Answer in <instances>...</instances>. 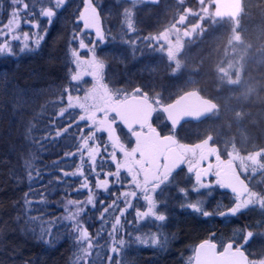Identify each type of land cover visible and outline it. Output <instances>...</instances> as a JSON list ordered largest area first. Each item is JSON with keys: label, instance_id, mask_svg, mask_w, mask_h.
Instances as JSON below:
<instances>
[{"label": "rangeland", "instance_id": "rangeland-1", "mask_svg": "<svg viewBox=\"0 0 264 264\" xmlns=\"http://www.w3.org/2000/svg\"><path fill=\"white\" fill-rule=\"evenodd\" d=\"M181 1L158 0V3L149 1L148 4L138 1L132 5L131 1L125 0H94L101 14V24L106 37L105 42L97 46L99 49L97 55L107 64V76L111 84L113 86L119 84L120 90L126 93L135 87H140L151 98L158 99L163 104L169 103L184 91L198 89L215 100L219 108L212 117L199 124H184L177 134L182 140L192 142L201 138L209 139L210 144L217 145L219 154L225 156L227 162L240 161V171L251 176L253 168L246 170L241 159H257L258 154L264 156V148L263 151L256 148L259 141L264 147V50H260L261 43L264 42V15L261 10L264 0H243L241 14L233 18L222 16V14L215 16L211 13H201L200 17L196 15L197 19L191 14L178 17L177 4L180 5ZM203 1L200 0V2ZM82 8V0H66L62 8L58 10L51 26H48L46 18L40 19L41 29L47 27V33L41 32L44 34V40L38 49L22 56V60L25 61L23 68L26 70L28 81L23 83L19 78L17 79L20 85L24 84L22 92L27 91L28 98L30 97L27 98V102L29 101L32 109L29 108L26 117H19L22 125L20 131H15L16 137L25 136L28 127L34 125V116L50 110L51 104L47 103H50L51 99L56 96L51 102L57 100L61 89L65 87L67 79L56 84L53 76L60 75L57 70L61 69V62L67 64L68 68L72 67L69 63L70 48L78 47V42L72 44L69 42L72 40V31H79L81 28L76 17ZM125 9L133 11L134 31H128L126 28ZM166 27L190 30L189 38L183 40L185 50L181 56V62L185 63L189 69L180 64L172 69L168 68L165 55L168 49H166L167 44L169 45L166 40L170 35V30H164ZM85 33L83 38L89 42L94 33ZM148 34L155 37L154 42L141 39ZM133 41H135L134 44ZM14 47L17 50L19 45H14ZM234 51L239 52V58L242 57L241 52H246V56L244 60H239L236 75L228 78L226 71L227 67L231 66L232 60L227 61L226 56ZM37 59L38 62L35 64L37 68L26 66ZM175 61L180 62L178 58ZM67 76H69L68 71ZM29 78H34V80L29 82ZM39 83H44V85ZM90 83L91 81H87L86 85L81 84V86L87 87ZM14 84L16 83L13 82L11 89L9 88L10 92H15L17 95L22 94L19 89H15ZM53 94L56 96L51 97ZM38 97L44 101V109L37 107L40 106L38 103L41 101ZM25 99L20 96L18 101L25 103ZM246 105L254 108L248 109ZM54 113L49 112V124L55 117ZM21 118H26L24 121L29 125L24 124ZM157 119V125L161 131L168 128L166 122L159 120L160 117ZM249 121L254 124L252 129L249 127ZM44 131L39 129L38 135L45 137L47 134ZM117 131L128 144L127 140H130V136L127 130L118 127ZM47 144L57 143L55 141L51 144L47 141ZM254 172L262 173L259 169ZM56 176L57 174L43 176L45 177L43 185L47 186L48 181L55 180ZM192 180V177L180 173L159 197L164 205L159 210L169 217L167 223L159 228V231L167 237V244L163 248L155 247L161 251V254L174 256L179 250L177 256L184 255L185 264H189L190 257L194 256V250L201 241L212 240L219 250H222L221 246L228 242H234V246L243 244V236L247 231H252L254 236L245 248L253 253L264 251V225L261 226V223H264V209L250 206L248 212L244 210L236 216L221 217L219 212L226 211L234 203L233 196L215 184H213L214 187L200 189L198 192L191 191L188 196L179 194L181 186V188L193 189L195 184ZM52 188V193L59 192V187ZM177 188L179 189L176 190ZM61 195L62 193H59L58 196H54L57 197L58 206L63 205ZM196 200H202L204 209L214 214L204 217L181 207L182 204ZM60 201L62 202L58 204ZM58 211L64 214V209L61 208ZM1 215L0 244L5 245L10 238L9 232L13 234L14 229L11 227L13 230H10V222L4 219V212H1ZM171 219L173 221L170 222ZM181 223L195 234L193 239L189 241L175 239L173 231ZM136 229L138 231L133 233L137 235L158 230L157 224L152 220L139 221ZM128 233L131 234V228L128 229ZM171 242L173 246H170ZM76 247L75 240L72 238L70 247L72 251L67 254L69 257L67 261L65 260V264H70L69 260L75 257ZM153 249L154 247L133 244L121 255L124 257L123 264L139 258L146 262L147 258L156 256V254H151ZM164 260L162 259L160 263L169 262Z\"/></svg>", "mask_w": 264, "mask_h": 264}, {"label": "snow or ice", "instance_id": "snow-or-ice-1", "mask_svg": "<svg viewBox=\"0 0 264 264\" xmlns=\"http://www.w3.org/2000/svg\"><path fill=\"white\" fill-rule=\"evenodd\" d=\"M3 2L4 0H0V7ZM65 2L66 0H8L10 18L0 27V56L16 55V42L19 43V53L38 49L44 40L41 32L47 33V27L41 29L40 19L46 18L48 26H51ZM82 2L83 8L79 10L76 20L78 23L82 22L83 28L75 31L69 42H78V47L70 48L69 63L72 67L69 68V82L61 89L54 102L64 106L59 108L46 127L48 134L40 139L54 142L56 138L68 137L69 146L74 147L75 151L65 152L64 158L79 157L75 169L65 171L60 168L61 175L56 176L55 180H49L45 191L50 195L53 184H63L66 193L72 190L79 194L87 190V196L84 200L62 198L64 214L61 216L44 219L47 212L37 216L30 215V212L39 210L35 205L46 208L50 201L42 192L31 191V184L41 178V170H34L32 163L25 161L30 191L24 194L23 212L25 224L33 225L28 231L37 240L52 244L59 237V227L64 226L74 236L77 246L71 264H121L118 257L133 244L163 248L167 244V237L159 228L167 217L159 210L164 206L159 197L171 183L174 171L184 164L187 165V172L195 177L193 189H179L184 196H188L191 191L211 188L213 185L205 182V178L209 176L215 177V185L220 189L231 191L234 203L226 211L219 212L221 217L236 216L250 206L264 209V189L257 188L258 184L264 183V179L252 183L251 179H247V173L246 178L241 179L234 169L218 157L213 159L203 151L197 153L191 147L180 144L172 135L162 136L152 124L154 114L158 111L167 114V119L173 126L175 120L167 108L160 106L158 99L150 98L147 92L142 93L139 88L129 94L109 86L105 81V61L96 52L97 46L106 39L101 14L94 0ZM132 2L136 3L138 0ZM152 2L158 3V0ZM124 15L127 30L134 31L131 10L125 9ZM22 24L29 25L36 31L21 33L19 29ZM85 30H94L95 39L86 43L83 38ZM141 39L146 42L155 41L152 36ZM81 50H86L87 54L82 55ZM86 77L91 78V87H81L82 83H86ZM74 92H83V95H73ZM65 118L68 119V126H58V122ZM81 124L83 127H80ZM118 125L124 126L134 138V146L129 147L124 142L117 132ZM73 128L76 129L75 132L72 131ZM52 129H55L54 136ZM27 131L30 134L32 127L29 126ZM102 134L107 135L106 141L101 138ZM61 163L62 160L55 161L52 167L58 168ZM111 165H114V171H105L106 166ZM252 175L255 176L256 173L253 172ZM70 178L80 179L77 187L73 188L69 183ZM110 185L119 186L123 190L113 194L114 198L107 206H104V201H99L103 207L99 215L101 226L93 235L86 226L85 217L91 220L88 211L96 209L98 200L95 190L110 192ZM37 194L40 195L39 200L29 198L30 195ZM121 204L123 207H120ZM181 207L204 217L214 214L204 209L202 200L182 204ZM129 209L135 210L133 220L126 217ZM20 218L17 217V220ZM146 220L158 222V230L135 237L125 233L126 226ZM54 228L57 229L56 232H53ZM105 233L107 240L101 245L99 242L105 238ZM253 236L252 231H247L243 236V244L234 246V242H228L221 246L222 250H218L216 243L204 240L195 249L189 264L192 261L194 264H264V251L253 253L245 248Z\"/></svg>", "mask_w": 264, "mask_h": 264}, {"label": "trees", "instance_id": "trees-1", "mask_svg": "<svg viewBox=\"0 0 264 264\" xmlns=\"http://www.w3.org/2000/svg\"><path fill=\"white\" fill-rule=\"evenodd\" d=\"M227 1L228 0H208L205 2V0H204L203 2H200V0H182L180 5L177 4V6H178L177 11L179 14L178 16H180V15L189 16L191 14L192 16H194L195 19H197L196 15H199V17H200L201 13H211L212 15L214 14L215 16H217L218 14H220L221 12H223L225 10V6L227 5ZM3 5L5 6L6 12L4 15H0V22H2V23H0V27H3V24L7 23V21L10 18V16H9L10 8L8 5V0H4ZM261 10H262V13L264 15V6L261 8ZM22 19H23V17H22ZM194 25H196V23H194ZM26 27H28L30 29L29 25L22 24L19 31L21 33L26 31L25 30ZM29 29H27V31L29 33H32L31 30H29ZM74 32L75 31L73 30L72 33H74ZM169 38L175 39V41L178 39L175 30H171V36H169ZM0 42H2V41H0ZM260 50H264V42L261 43ZM240 54L242 55L241 58H239V52L238 51H234L233 53L231 52V53L227 54V56H226L228 58L227 61L232 60L231 66H228L227 71H226L227 72L226 76L228 78H232L236 75L239 60L245 59L246 52H244V53L241 52ZM0 57H2V59H0V65H2V63L11 61L10 58H8V55H2ZM16 57H17V59L22 58L20 53H18ZM11 59L13 61H15L14 57H12ZM179 61L180 62L171 61V63L169 64V67H172V66L176 67V66H178V64H180L183 67L189 69L185 65V63H182L181 60H179ZM35 62L37 63L38 59ZM66 65L67 64H65V66ZM37 67L38 66H35V68H37ZM68 67L69 66L67 65V71L69 73ZM12 75L14 76L15 74H12ZM16 78L17 77L14 76L13 79H16ZM65 79H67L66 84H65V86H67L68 82H69V76L66 75ZM32 80H34V78H31V81ZM15 83L17 84V85L16 84L13 85V86H16L15 89H19V90L23 89L24 84L20 85L18 80H15ZM55 83L59 84L60 82H58V83L55 82ZM80 93L74 92L73 95H80ZM54 96H56V94H53L51 97H54ZM56 97L52 98L51 101L54 100ZM65 98H66V96H65ZM51 101H50V103H47V104H51V107H50V110H48L46 112V114H49L50 111H53V112H55L54 114L56 115V113L59 111V108L64 106V105L54 103L56 100L53 103ZM65 101H66V99H65ZM46 107L48 108L47 105H46ZM43 116H45V115L42 113H39L38 116H34V119H33L34 125H32V132L30 134L29 133L27 134V132H28L27 131L28 129H27L24 137L20 135V137H21L20 139H22L24 141V144H23V147L21 150L22 158L25 159V161H30L34 165L33 166L34 170L36 169L35 165H37L38 169H40V170L43 169V171L45 172L44 175H41L40 179H38L35 183H32L34 185L43 184L44 183L43 180L45 179V177H43V176H50L52 174H57V176L61 175V173L59 171L60 168H63L65 171H73L75 169V165L77 163H79V157H76L74 159L73 158H64L65 152L75 151L74 147L69 146V138L68 137L56 138L55 141L57 144H52L53 141L47 140L52 145L47 144L46 140L40 139L41 136L38 135L39 129L45 130L46 127L49 125V121L45 122L43 120ZM58 126L67 127L68 126V119L65 118V119L59 121ZM80 127H83V124H81ZM72 131L75 132L76 129L73 128ZM54 132H55V129H52V135L53 136H54ZM44 133L48 134L46 131H44ZM7 137L9 138V141L11 142V141L16 139V134L12 135V136L7 135ZM101 138L107 139V138L102 137V136H101ZM0 141L5 142V143H9L2 136H0ZM2 160H4V159L1 156L0 161H2ZM61 160H62V163L59 165L58 168L52 167L53 162L61 161ZM1 169L2 168H1V163H0V170ZM257 169H260V167H258ZM22 174H24V176H23L21 181H14V179H16V178H13V180H11L12 188H10L11 186L7 187L5 185V179L3 176L0 177V216L2 217L1 212H4V213L10 212L13 214V216H11V217L4 216V219L6 220V222L8 220L10 222V224H9L10 230L14 229L13 234L11 232H9L10 238H9L8 243L10 242V240L12 238L13 239L16 238L17 240H19L18 244H12V245H10L9 248H7L8 253H0V257L2 258L0 261V264H41L34 259L36 254H38V255L41 254L42 256H44L47 259V261L51 262L52 261L51 254L56 252V250H55L56 246H53V245H58L59 243L62 242V240L58 237V239L55 241V243L45 244L43 241L37 240L36 237L30 231H28L29 228L33 227V225H31V224L26 225L25 220H23V221L17 220L18 215H21V214L23 215V213H24L23 212V208H24L23 198H24V194L26 193L25 188H26V186H28V184H30V182L28 181V178H27V171L26 170L22 171ZM33 175H35V171H33ZM17 176H18V174H17ZM255 177H256L255 178L256 181H261L262 179H264V169H263L262 173L256 174ZM101 178H102V176H101ZM69 183H71L73 185V188H75L80 183V179L77 178L75 180H72L70 178ZM55 186L59 187L60 189H59V192L54 191L52 193V190H53V188H52V190H51L52 195L51 194L49 195L48 191H45L46 186L43 187V189L45 191L44 195L49 198L50 203H48L46 208L44 206L35 205L34 207L38 208L39 210L30 212L29 213L30 215L37 216V215H41V214L47 212L48 215H45L44 219H52L54 216L58 217V216L63 215V214H60L59 211H58L59 213L57 212V210L61 209L60 207H62V209H64L63 205L61 204L60 207L57 206V204H56L57 203V199H56L57 197H54L55 195L58 196L59 193H62L61 199L62 198H71V199L84 200L87 196V190H85L86 192H82L79 194H77L76 192H75V194H72L73 193L72 190H69L67 193L65 192L63 184H60L59 186H57L56 184L52 185V187H55ZM93 188H94V184H93ZM261 188L264 189V183L258 184V190ZM95 191H97V200H98V204H99V201L103 200V196H102L103 190H95ZM29 198L32 200H39L40 195H38L37 197L30 195ZM59 199H60V196H59ZM62 201L58 202V204H60ZM57 207H59V208H57ZM120 207H123V204H121ZM94 210L88 211V216L92 217L91 220H88V218L85 217V220L87 221L86 226L88 227L89 232H91L92 230L99 229L101 226V221L99 219V215H100L101 210H99V211H94ZM134 211H135L134 209H129L128 213L126 214V217L128 220L134 219V217H135ZM92 221H93V225H91ZM16 224H18V225L16 226ZM1 226H2V223L0 222V227ZM11 227L13 229H11ZM190 227L193 228V226H190ZM56 231H57V229L54 228L53 232H56ZM58 231H66V230H65L64 226H60ZM124 231H125V233H128V227L127 226L124 229ZM106 234L107 233H105V235ZM189 234H192L191 230L189 231ZM72 238H74L73 235H72ZM125 238H126V235H125ZM106 240H107V237L105 236L104 244H105ZM1 246H2V244H0V247ZM70 247H71V244H70ZM174 257H177L176 254H174V256L165 255V257L163 259H165L164 261H166V260L169 261L170 259H172ZM74 258L70 259L69 261L72 262V260ZM179 258L184 259V255L179 256ZM65 260L67 261V257H65ZM160 261L155 260V262H152L151 264H161ZM147 264H149V263H147Z\"/></svg>", "mask_w": 264, "mask_h": 264}, {"label": "bare ground", "instance_id": "bare-ground-1", "mask_svg": "<svg viewBox=\"0 0 264 264\" xmlns=\"http://www.w3.org/2000/svg\"><path fill=\"white\" fill-rule=\"evenodd\" d=\"M5 12H6L5 6L2 5V7H0V15H4ZM24 62L25 61H23L22 58H20L19 60L8 61V62L2 63V65H0V135L9 142V143H5V142L0 141V159H1V156L4 159V160L0 161L1 168H2L0 170V177H2V176L4 177L5 185L7 187L11 186L10 188H12L11 180H13V178H16V179H14V181H21L23 176H24V174H22V171L27 170L26 166H25V159H23L21 156V150H22L24 141L22 139H20V137L17 136L15 140L10 142L9 138L7 137V135L12 136V135H15L16 132L20 131L19 129H21L20 126L22 124L19 122L20 121L19 117L20 116L26 117V114L29 112V108L32 109L28 103L29 101L27 102V98H28L27 91L22 92V89H21L20 91L22 92V94L19 93L20 95H17V93H15V92L11 93L9 90V88L12 86L13 82H15V80H17L18 78H19L20 82H23V83H24V81H28V79H26V70L23 68ZM35 64H37V63L33 62L31 64H26V66L35 67ZM60 67H61V69L57 70V73L60 75H57V77H56V75L53 76L54 82H57V83L63 82L65 80V76L67 75V65L65 66V64L61 62ZM12 74H15L14 76L17 78L13 79L14 76ZM30 81H31V78H29V82ZM39 84L44 85V83H39ZM20 96H22V98H26L25 103H23L22 101H18ZM39 99L41 100L40 103H38L40 106H37V107L44 109V106H45L43 104L44 101L42 100L41 97ZM13 100H15L16 102ZM247 107H248V109L254 108L253 106L250 107L249 105H246V108ZM44 115L45 116H43V120L45 122H48L49 121L48 120L49 114L44 113ZM21 119H23L24 124H26L27 126L29 125L26 123V121H24V120H26V118H21ZM249 127H250V129H252L254 127V124L250 123V121H249ZM35 168L38 169L37 165H35ZM17 174H18V176H17ZM44 174H45V172L43 171V169H41V175H44ZM43 187H45L43 184L42 185L31 184V191L37 192V193L42 192L44 194L45 191H44ZM29 191H30V184H28V186H26V188H25L26 193ZM105 193L107 194V196L110 200L113 199L111 189H110V192H105ZM38 195L39 194L35 195V197H37ZM47 199L49 200L48 197H47ZM96 206H99V204L97 203ZM4 216L11 217V216H13V214L10 212H7V213H4ZM18 217H21L19 219V221H23L24 220V213H23V215L22 214L18 215ZM168 219H169V217H167L166 221H164L163 224H166ZM171 221H173V219H171L170 222ZM157 223L158 222H155V224H157ZM131 230H132V228H131ZM96 231H97V229L92 230L90 233H92L94 235L96 233ZM173 232H174L173 235L175 236V239L177 238V239H181L183 241H189V240L193 239L194 235H195L194 233L189 234L188 227H186L185 224H182V223ZM168 233L171 234V232H168ZM59 238L62 240V242L59 243L58 245H56V247H55L56 252L52 253L53 255L51 254V258H52L51 262L47 261V259L44 256H42L41 254H39V255L36 254L34 259L41 264H65V257H69L67 254L70 251H72L70 249L72 235L70 234L69 231H59ZM18 243H19V240H17L16 238H14V239L12 238L10 240V242L7 243V245L2 244V246L0 247V253H8L7 248H9L10 245H12V244H18ZM170 246H173L172 242L170 243ZM171 249H170V251H171ZM75 250L77 251V247L75 248ZM178 251L176 253V256L178 255ZM160 252H161L160 250H158L157 248L154 247L151 254H156V256L153 255L152 257L147 258L146 262L143 259L139 258V259H137L133 262H130L128 264H145V263L151 264L152 262H155V260L160 261L161 259H163L165 257V255L161 254ZM1 259L2 258L0 257V261H1ZM70 264H71V262H70ZM165 264H185V261H184V259H180L179 256H177V257L170 259L169 262L165 263Z\"/></svg>", "mask_w": 264, "mask_h": 264}, {"label": "flooded vegetation", "instance_id": "flooded-vegetation-1", "mask_svg": "<svg viewBox=\"0 0 264 264\" xmlns=\"http://www.w3.org/2000/svg\"><path fill=\"white\" fill-rule=\"evenodd\" d=\"M152 1V0H151ZM168 28H166V30H167ZM169 30V29H168ZM176 30V32H180L181 30H184V29H178V27L175 29ZM186 30H188V29H185V33H187V31ZM170 41H171V38H170ZM181 45H182V42L180 41L179 42V40H177L176 41V43L174 44V48H170V49H168L167 50V56L169 57H167V62L170 60V58H172V57H174L175 55H176V52L178 51V49L181 47ZM170 62V61H169ZM105 81L107 82V83H109V86L111 87V88H113V89H116V88H118V84L116 85V86H113L112 84H111V82H109L106 78H105ZM91 83H92V81H91ZM91 83H90V86L89 87H91ZM137 88H139V89H141L140 87H135V88H133V90H135V89H137ZM133 90L132 91H130V92H128L129 94H131L132 92H133ZM141 92L143 93V90L141 89ZM83 95V93L81 94V96ZM150 97V96H149ZM151 98V97H150ZM161 105V104H160ZM157 107H159V106H157ZM157 117L159 118L160 117V121H163V122H166V119H165V117H164V114L162 113V112H157V113H155L154 114V116H153V119H152V124H153V126L157 129V131L158 132H160V134L162 135V136H164V135H172V136H174L175 137V139L180 143V144H182V145H186V146H189V147H191L192 149H194L197 153H199V152H201V151H203L205 154H210L212 157H213V159L214 158H216V157H218L219 158V160L220 161H222L224 164H226V165H228V166H230L232 169H234L236 172H239L238 171V165H237V160H235V162L234 163H230V162H227L226 160H225V156H221L220 154H219V150H218V148H217V145L214 143V144H210V142H209V139H207V140H203V139H198L197 141H186V140H182L181 139V137L177 134L178 133V130L180 129V127L181 126H179V127H172V126H170V125H168V128H165L163 131H161V129H160V127L157 125ZM167 123V122H166ZM168 124V123H167ZM185 124H195L194 122H188V123H185ZM184 125V124H183ZM119 126H121L122 128H124V129H126L124 126H122V125H119ZM159 129H158V128ZM118 128V127H117ZM127 130V129H126ZM118 132V131H117ZM119 134V133H118ZM129 134V133H128ZM129 136H130V143H129V141L127 140V143L130 145L129 147H132V146H134V138H132L131 137V135L129 134ZM107 139H105V141H106ZM256 158H258V157H256ZM262 158L264 159V156H262ZM241 161L243 162V159H241ZM253 161L254 162H256L257 161V159H255V158H253ZM263 163V161H261V164ZM244 166H245V168H252V166H251V163L249 162V161H245L244 162ZM106 167H108V166H106ZM110 168H112V170L114 171V165H111V166H109ZM181 169H183V170H181ZM180 173H184V175L185 176H188V177H192V181L194 182V184H195V177H194V174H191V173H188L187 172V165L186 164H184V165H181L179 168H177L175 171H174V173H173V179H172V181L175 179V177L177 176V175H179ZM248 179V178H247ZM211 180H213V181H211ZM172 181H171V183L167 186V188L172 184ZM214 181H215V177L214 176H209V177H206L205 178V182H210L212 185L213 184H215L214 183ZM182 187V186H181ZM180 187V188H181ZM212 187H214V185L212 186ZM179 188H177L176 190H178ZM226 192H229L227 189H224ZM107 203L106 202H104V206L106 205Z\"/></svg>", "mask_w": 264, "mask_h": 264}, {"label": "water", "instance_id": "water-1", "mask_svg": "<svg viewBox=\"0 0 264 264\" xmlns=\"http://www.w3.org/2000/svg\"><path fill=\"white\" fill-rule=\"evenodd\" d=\"M241 1L242 0H229L228 12L237 14L241 9ZM164 108H167L168 112L171 113L175 120V125H179L186 120L199 121L203 119L213 112L214 105L197 92H187ZM165 115L167 118V114Z\"/></svg>", "mask_w": 264, "mask_h": 264}]
</instances>
